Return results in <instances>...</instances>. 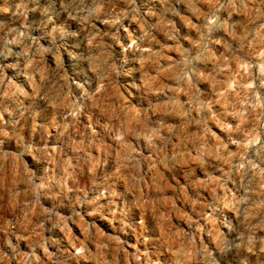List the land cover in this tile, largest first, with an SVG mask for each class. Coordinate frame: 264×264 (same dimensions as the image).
I'll return each instance as SVG.
<instances>
[{
  "label": "rangeland",
  "instance_id": "rangeland-1",
  "mask_svg": "<svg viewBox=\"0 0 264 264\" xmlns=\"http://www.w3.org/2000/svg\"><path fill=\"white\" fill-rule=\"evenodd\" d=\"M0 264H264V0H0Z\"/></svg>",
  "mask_w": 264,
  "mask_h": 264
}]
</instances>
